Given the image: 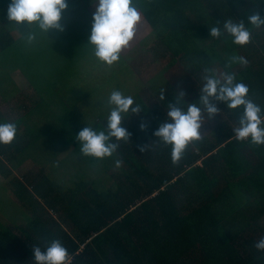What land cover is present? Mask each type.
<instances>
[{
  "label": "trees",
  "instance_id": "16d2710c",
  "mask_svg": "<svg viewBox=\"0 0 264 264\" xmlns=\"http://www.w3.org/2000/svg\"><path fill=\"white\" fill-rule=\"evenodd\" d=\"M76 1L66 0L67 8ZM135 1L155 38L171 54L172 64L178 62L184 69L174 77L175 84L159 77L147 83L153 103L138 101L141 112L122 121L130 138L110 141L119 145L113 162L121 161L123 168L108 188L81 179L63 189L45 174L27 179V184L17 179L9 186L2 181L8 196L13 195L31 216L16 222L0 203V264H36L33 247L44 251L57 239L69 253L68 264H264V250L254 246L264 238V145L251 143V138L236 139L234 129L240 126L243 106L233 110L217 103L219 115L207 118L215 127L205 129L177 162L172 146L154 136L161 123L171 122L169 104H175L180 92L185 93V103L179 105L185 111L187 104L197 103L206 112L199 95L205 77L219 73L234 74L235 83L246 84L248 97L264 118V25L256 27L248 20L256 13L264 18V0ZM7 13L0 18V55L17 56L12 70L38 72L36 82L29 79L34 90L55 86L43 71L46 36L37 26L10 24ZM162 16L170 19L168 31L162 29ZM229 19L244 22L251 34L247 45L234 44L224 30L223 22ZM212 27L221 29L219 38L210 37ZM29 33L36 37L32 43L26 40ZM18 57L25 59L24 65ZM238 57L247 64L233 62ZM35 103L40 106L42 101ZM65 117L55 118V123L73 129V114ZM0 123L17 126L14 141L0 144V175L6 178L12 171L4 160L32 148L36 137L33 130L20 129L21 120L10 122L0 116ZM106 126L105 120L91 128L106 132ZM147 145L142 153L140 148Z\"/></svg>",
  "mask_w": 264,
  "mask_h": 264
},
{
  "label": "rangeland",
  "instance_id": "374dc122",
  "mask_svg": "<svg viewBox=\"0 0 264 264\" xmlns=\"http://www.w3.org/2000/svg\"><path fill=\"white\" fill-rule=\"evenodd\" d=\"M10 3L11 0H0V18L6 16ZM133 3L141 11L135 0ZM95 5L96 0H77L62 13L60 24L63 31L52 29L48 34L43 32L47 48L42 51V62L46 63L43 71L48 77H58L53 80L57 88L34 90L29 79L36 82L38 72L32 68L12 70L16 61L12 62L17 56L0 55V69L5 72L0 74V116L10 122L23 121L20 129L33 130L36 137L32 148L13 160H4L12 174L6 178L0 175L1 209L10 213L16 222H24L25 216L30 217L31 213L13 195L8 196L2 181L9 186L17 179L27 184V179L45 174L56 178L65 187L63 189L74 187L75 182L81 179L95 182L98 185L94 186L99 189L108 188L114 182L113 177L120 175L123 166H116L114 154L108 157V162L107 158L83 155L76 136L87 126L107 121L111 111L107 101L113 90L131 96L134 104L141 100L153 103L150 98L152 89L147 83L159 75L171 78L184 69L180 64L168 68L172 56L169 52L166 56L162 54L161 49L165 45L151 35L153 29L146 17L136 26V35L122 50L120 60L112 66L101 63L94 56V47L88 44ZM162 17V29L168 31L170 19ZM17 33L19 31L15 30L14 34ZM19 54L22 56L21 52ZM17 61L25 64L24 58ZM67 85H71V89L60 90ZM71 95L73 98H69ZM36 101H42V104L38 106ZM70 112L76 120L73 129L62 128L55 123V118H66ZM47 113L49 117H46ZM128 116H133L131 109ZM207 118L206 112H202L201 134L205 129L208 131L215 127ZM126 120L129 122V117ZM48 211L53 216L58 215L51 213L50 209Z\"/></svg>",
  "mask_w": 264,
  "mask_h": 264
},
{
  "label": "clouds",
  "instance_id": "9594fccd",
  "mask_svg": "<svg viewBox=\"0 0 264 264\" xmlns=\"http://www.w3.org/2000/svg\"><path fill=\"white\" fill-rule=\"evenodd\" d=\"M66 0H11L8 7L7 18L10 24L37 26L42 32L48 34L52 29L63 31L60 24L62 13L67 9ZM88 44L94 47V56L103 64L112 66L120 60V54L127 48L136 35V26L142 17L133 5V0H96ZM249 22L260 27L264 25V18L259 13L249 15ZM219 24V23H218ZM224 30L233 38V43L245 46L250 42L251 34L244 22H233L231 19L223 22ZM210 37L219 38L222 33L219 27L209 29ZM32 43L36 37L29 33L26 37ZM246 65L243 57L233 58ZM199 104L206 110L208 119L219 115L217 103L224 102L229 109L243 106V114L239 118V127L234 129L238 140L251 138V143L264 145V118L261 117V108L248 97L249 88L246 84L235 83L234 74L221 73L219 77L206 76ZM184 92L175 97V104H169L167 117L171 122L160 124L154 136L172 146V159L177 162L182 157L186 147L201 138L202 108L197 103L187 104L185 111L179 105L184 102ZM160 99H165V90L161 91ZM214 101V102H213ZM111 108L107 118V131H95L91 127L83 128L76 136L80 143V151L85 156L97 159L111 157L118 148V143L110 142L129 140L130 134L121 126L125 115L139 114L141 106L134 104L131 96H125L118 90H113L108 101ZM145 126L141 124L143 131ZM17 135L15 123H0V144L10 145ZM148 147L140 148L143 153ZM121 161H116L119 167ZM258 250H264V238L255 245ZM32 253L36 264H68L69 253L62 243L52 240L44 251L40 247H33Z\"/></svg>",
  "mask_w": 264,
  "mask_h": 264
},
{
  "label": "crops",
  "instance_id": "0c3cea01",
  "mask_svg": "<svg viewBox=\"0 0 264 264\" xmlns=\"http://www.w3.org/2000/svg\"><path fill=\"white\" fill-rule=\"evenodd\" d=\"M139 12H140V14H141V17H142V20H141V22L144 20V16L142 15V13H141V11L140 10H138ZM151 35L154 37V39L155 40H158L157 38H155V36H154V34L153 33H151ZM157 46H159V45H157ZM161 47V46H160ZM162 54L164 55V56H166V51H165V47H162ZM177 64H180V63H174V64H172V62H170V64H169V66H168V68H170V67H174L175 65H177ZM181 65V64H180ZM167 70V69H166ZM166 70L164 71V73L166 72ZM181 73V72H180ZM179 73V74H180ZM178 74V75H179ZM178 75H176V76H173V79H171L170 77H168L167 79H165L164 78V76H162V75H159V78L160 79H162V80H166V81H169V79H170V81L171 80H173L174 82L172 83V84H175L176 82H177V80L174 78V77H177ZM56 78H58V77H48V80H49V82L51 83V84H53V80H55ZM55 83H57V82H55ZM30 84V83H29ZM55 88H57L56 86H55ZM69 89H71V85H67V86H65V87H61L60 88V90H69ZM139 99V98H138Z\"/></svg>",
  "mask_w": 264,
  "mask_h": 264
}]
</instances>
